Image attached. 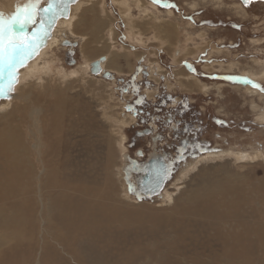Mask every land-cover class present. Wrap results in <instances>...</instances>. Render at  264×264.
I'll use <instances>...</instances> for the list:
<instances>
[{
	"label": "rangeland",
	"instance_id": "rangeland-1",
	"mask_svg": "<svg viewBox=\"0 0 264 264\" xmlns=\"http://www.w3.org/2000/svg\"><path fill=\"white\" fill-rule=\"evenodd\" d=\"M105 2L107 27L100 26V30L91 31L88 36L84 33L89 28L77 18L73 19L72 28L59 25V18L54 25L49 24L52 17L44 9L50 0L37 4L36 23L22 30L25 35L33 32L43 35L58 29L62 36L55 48L57 55L52 57L57 60L53 68L63 70V76L71 75L51 83L41 92L30 82L34 86L31 97L20 101L19 89L25 85L19 77L20 70L35 61L31 55L23 66L16 68L18 83L10 93L11 99L0 97V124L4 125L2 121L12 113V123L21 126L17 128L21 136L16 148H27L28 156L21 155L18 159L25 169L20 185L26 192L29 180L34 177L32 190L36 200L34 214L22 221V232H0V239L9 242L0 247V264H264V119L259 118L264 112V91L261 90L264 88V0H251L247 4L245 0H144L157 14L151 18L153 22L156 19L155 24L140 20L137 24L142 32L135 28L146 42L129 36L130 22H126L115 0ZM66 3L68 13L64 14L69 17L76 9L71 8L73 0ZM140 9L143 8H134L131 15L139 14ZM157 16L163 22L157 23ZM170 19L177 24L171 29ZM83 36L89 41L97 37L99 40L85 46L88 43ZM109 38L115 45H108ZM122 49L119 59L111 61L112 77L106 74L109 71L104 77L90 70V76L82 80L87 68L90 69L88 63L105 54L112 60L114 52ZM195 49V54L190 55L188 51ZM145 71L149 73L147 76ZM76 73L79 78L75 77ZM133 77L137 81L142 78L143 83L136 84L137 90L140 94L144 92L147 99L153 100L151 97L156 91L186 98L191 104L190 116L206 123V126L201 124L200 133L207 139L204 143L207 147H201L197 155L176 164L171 181L163 191L149 197L131 191L126 180V155L147 146L146 137L129 128L135 123L134 116L126 112L123 98L129 92L121 94L119 89L120 78L124 82L122 87H126L134 81ZM5 83L0 79V84ZM58 101L63 103L56 109L54 105ZM58 117L61 126L55 131L56 126L52 124ZM132 140L137 142L133 148L130 147ZM52 147L63 149L60 158L65 159L66 154L74 158L72 166L65 165V172H70L74 179V187L108 190L106 198H88L93 207L83 210L86 216L96 215L99 211L96 205L100 203L118 223L113 222L102 230L94 225L88 232L84 231L88 240L79 242L78 257L71 249H64L62 239L69 248L72 244L65 238L72 226L68 216L64 214L66 221L58 222L61 224L54 220L58 226L48 221L55 208L48 189L43 186L49 172L45 168L47 161L55 162V157L50 156ZM212 192L220 198L227 196L241 201L235 205L236 209L230 206L234 217L218 208L220 202L212 205L214 209L211 207L209 212L218 208L221 218L206 216L207 211L191 215L180 211L188 204L190 208L204 204L203 199ZM25 194L27 199L30 192ZM74 200L71 206L82 208V199ZM61 205L55 207L61 208ZM238 209L242 210L241 215ZM94 229L101 232L93 233Z\"/></svg>",
	"mask_w": 264,
	"mask_h": 264
},
{
	"label": "bare ground",
	"instance_id": "bare-ground-1",
	"mask_svg": "<svg viewBox=\"0 0 264 264\" xmlns=\"http://www.w3.org/2000/svg\"><path fill=\"white\" fill-rule=\"evenodd\" d=\"M18 1L19 0H0V13H2L4 15V17H10V16L15 15V13L18 11V9L22 8L26 3L28 4L29 2H36L38 4L41 0H24L25 3L22 5H20V3ZM115 1H116L115 3L118 4L117 8L119 9V11H121V14L126 19V22H130L129 27L131 26V30H130L129 36L131 35L133 38H135L139 42H146V40L142 39L143 34L141 33L142 32L141 26H139V24H137V23H140L141 22L140 20H144L142 22L148 21V22L152 23L153 21H151V18L153 16L157 15L156 13H154V9L151 11V9H150L151 6L149 7V5L144 2V0H115ZM73 3H74V5H72V7L71 6L70 7L73 9H76V11L74 13H72L69 17H67V15H66L68 12L66 14L59 15L58 16L59 25L72 28V26L73 27L75 26L73 23V19L76 20V18H77L80 20L81 23H83L84 25H86L87 28H89L88 33H84L85 36H88V34H91V31H93V32H94V30L97 31L100 28V26L102 28V26L104 24L107 25L106 23H107L108 13L106 12L107 7L105 5V3H106L105 0H83V1L82 0H78V1L76 0ZM137 7L143 8V9H140L139 14H137L135 16L131 15V10H134V8H137ZM159 12H161V11H159ZM237 12L239 13V11H237ZM170 13H172V12L170 11ZM88 14L90 15V17H88ZM65 15H66V17H65ZM110 17H111V15H110ZM157 17L159 18V20H157V23L163 22L162 18H160L161 16H157ZM152 20H153V18H152ZM155 20H154V22H155ZM170 21H171V19L169 20V22ZM76 24H79V21ZM105 25H104V29L107 27V26L105 27ZM176 25H177L176 23L170 22V29L172 27H175ZM135 28H136V30L138 29L141 32L140 31L136 32ZM62 31H64V30H62ZM101 32H104V30ZM52 33H54V34H52ZM58 33H59L58 29L57 30L55 29V31L48 33L47 36H43V40L40 41V43H39V44H41V47L37 48L36 51L33 52V54H32L33 57H35L34 58L35 61L32 64L31 63L27 64L23 69L20 70L21 75L19 77H21V81L23 83L25 82L24 87L19 89V96L18 97H19L20 101L24 102L29 97H31L32 88L34 87L33 85H37V87H38L37 91L41 92L46 87H48V85H50L51 83H56L58 80L62 79L63 77H65L68 74L66 72L67 74L63 76V74L61 75L63 70H58V69L54 70V68H53V65L56 63L57 60L55 58L53 59L52 57H55V55H57V49H55V48L59 44L58 42L62 36ZM203 36L200 35V38H203ZM191 38L192 37L189 36L187 39L190 40ZM82 39L85 40V43H88V44L84 43L85 46H88L90 43H94V41L99 40V38L97 37V38H92L93 40L89 41L86 38H84V36L82 37ZM106 41H107L109 46L110 45L112 46L115 43L114 41H112L111 38L107 39ZM70 44L72 45V44H74V42L72 41V43L70 42ZM105 45L106 44L104 42L103 48H105ZM161 45H165V44H161ZM113 47H115V49H116L117 46H113ZM94 49H97V48H94ZM53 50H54V52H52ZM196 51L197 50L195 49L194 51L189 50L188 52L190 53V55H192V53H194ZM122 52H124V49L118 50L117 52H114L115 58H112V60H110V58H109L110 55L106 56V54H105V56H101V57L106 58L105 61L100 63V70L101 71L99 73L102 74V76L105 77L106 71L111 72L109 69L114 67L111 64V61L118 60L120 55L122 54ZM181 52H183V51H181ZM101 57L97 58L96 60L92 61L91 63H88V67L90 66L89 67L90 69H88L86 66L87 71L83 74L84 77L82 80H85L86 77L90 76V75H88V72L93 69L92 64L94 62L100 60ZM85 58H87V57H85ZM87 59H89V58H87ZM41 62L43 65L41 64ZM83 67H84V65H83ZM75 70H77V69H75ZM69 75H71V74H69ZM69 75H67V76H69ZM75 75H77L75 77L79 78L77 73ZM189 77L195 84L197 83L193 77H191V76H189ZM46 79H48V80H46ZM180 80H181V78H180ZM30 82H34L35 84H33V85L29 84ZM27 84H28V86H26ZM22 89L24 91H22ZM254 92H255V90H254ZM154 95H155V93L153 94V96ZM6 103L8 104L9 101ZM12 103H13V101H12ZM62 103H63L62 101H58V103L54 105L55 108L58 109V107H60V105ZM23 108H25V106ZM11 112H13V110ZM23 116H25V115H23ZM10 118H12V113L9 114V117L6 119V121H2V122H4V125L0 124V153H1L0 154V232L1 233L5 232L6 234H9L12 232H14V233L22 232V230H23L22 221L24 219L28 218V216L34 214L35 210H34L33 202H36L35 196H34L33 190H32L33 187L35 188L34 177H32L29 180L31 183L29 184V187L26 190V192L27 191L30 192V194L28 195L29 197L27 199H24L26 192H24L21 188L22 186L20 185V183H21L20 178H21V175L24 173L25 169L23 168L24 169L23 170L21 168V165H19L18 159L21 155L27 154V156H28V149L23 147L22 145L19 147H23V148H20V149L16 148V144L19 143L18 142L19 135L21 134V133L19 134V132H17V130H19L17 128H20L21 126L13 124L12 123L13 121H11ZM259 118L264 119V112L260 115ZM58 123H59V117L52 124V125L56 126L54 129H56L57 127L60 128L61 125H58ZM34 126H35V124H34ZM57 130L58 129H56L55 131H57ZM59 139L61 140V138H59ZM123 139H126V137L125 138L123 137ZM56 140H58V138ZM56 144H58V142H56ZM57 151H59V152H57ZM61 151H63L62 148L60 150H57L56 147L50 148V152H51L50 156L55 157V162H52V160L47 161V164L45 166L46 170L49 172H48V176L46 178L47 181L45 180L46 182H44L43 188L45 187L46 190L48 189L49 196L52 197V200H51L52 205H54V208H55V211H54L52 217L50 219H48V221L50 222V224H54V225L58 226V224L62 223L61 221H63V220L66 221L64 214H66L68 216V219L70 220V223L72 226H71L70 231L69 232L67 231V236H65V238L69 241L71 240L72 244H71V248H69L67 241L62 239L64 242V246H65L64 249L66 251H69V249H71L74 252L75 256L78 257L77 246H78L79 242L82 243V242H85L86 239L88 240L85 232L89 231L87 229H89L90 226L96 225L98 229L102 230V229H105V228H108L109 226H111V224L113 222L116 225L118 223L115 222V220H117V219H115L113 216H110V217L108 216L109 211L105 210L103 208V206H101L100 203H97V205H96V206H98V209H99V211L96 213V215L86 216L85 211H83V210H85L86 208L90 209L93 207V206H90V204H92V202L88 198L90 196H93V198H95V199L96 198H102L103 196L106 198L108 190L106 189L105 191H103L101 189H94V188L91 190H86L84 187H82L80 185H77V187L76 186L74 187V184H73L74 179L72 178L70 172H68V173L65 172V170H66L65 165L66 166H72L74 164V158L73 157H71V158L67 157V154L65 155L67 157V159H66V157H65V159L60 158V156H62ZM11 153L13 154L14 157H16V159L13 158ZM47 153H48V151L46 152V154ZM10 155L12 156V159H14L15 161H13L12 159H9ZM233 155H235V152L233 153ZM251 155H252V153H251ZM76 157H77V155H76ZM212 157H214V156H212ZM48 158H50V157L48 156ZM245 158H248V157H245ZM52 159L54 160V158H52ZM254 160H255V158H254ZM42 167H44V165ZM59 167H62L63 170L59 169ZM77 168H79V167H77ZM150 169H152V168H150ZM78 170L80 171V169H78ZM79 176H80V174H79ZM222 178H224V177H222ZM217 179H218V176H217ZM213 188H216V187H213ZM70 193H72L73 195H71ZM77 198L82 199V202H81L82 208H80V209H78L79 206H76L75 208L71 206L73 201H75L74 199H77ZM28 199H32L33 201L32 200L27 201ZM233 199L234 198L228 199L227 196H225V197L222 196L220 198L214 192H212V194L208 195L206 200L203 199L204 204L201 203L194 208L193 207L190 208L189 205H191V204H188V206L186 205V207H183L184 209L182 208V210L180 209V211H182L183 213H186L185 215H187V214L191 215L193 213H204L205 214L206 213L205 211H207L208 214L206 216H209V214H211L212 217L221 218L220 211H218V208H221L223 210H226L227 214L230 217H234L235 212H232V210H230L231 209L230 206L235 208V205H239L241 203V201L237 200V199L236 200H233ZM197 200H199V199H197ZM217 202H220L221 205L216 209V211L214 210L215 212L210 213L209 212L210 208L212 207V211H213L214 207L212 205H215ZM60 203H62L61 208L55 207L57 204H60ZM65 205H66V209L68 210V212L66 209H64ZM179 205H181V204H179ZM237 211L241 215L242 210L238 209ZM177 214H178V212H177ZM169 216H171V215H169ZM170 218L172 219V217H170ZM189 218H190V216H189ZM78 219H79V222L80 221L81 222L77 224L76 221H78ZM124 219H125V217H124ZM54 220L57 223L58 222H61V223L55 224ZM212 222H214V221H212ZM181 224H183V223H181ZM212 224H214V223H212ZM91 231L93 233L101 232V231L96 230V229L91 230ZM5 233H3V234H5ZM207 233H208V229H207ZM94 242H97V239H95ZM8 243L9 242L7 240H5V239L1 240L0 239V247L8 245ZM3 251H5V250L3 249ZM78 261L81 262V259H79Z\"/></svg>",
	"mask_w": 264,
	"mask_h": 264
},
{
	"label": "flooded vegetation",
	"instance_id": "flooded-vegetation-1",
	"mask_svg": "<svg viewBox=\"0 0 264 264\" xmlns=\"http://www.w3.org/2000/svg\"><path fill=\"white\" fill-rule=\"evenodd\" d=\"M145 73L146 76L149 74L147 71ZM133 79L128 86L122 87L124 82L120 78L118 88L121 89V94L129 92V96L126 94V97L123 96L126 112L135 118V123L129 128L146 137L147 146L136 148L133 155H126L128 159L125 167L126 180L128 188L131 186L129 188L131 191L149 197L150 189L144 186L149 169L163 171L161 178L156 182V186L163 190L171 181L175 165L191 159L197 155L196 152H199L201 147L206 146L204 143L207 139L202 137V132L200 133L203 130L201 124L206 126V123L195 121L190 116L191 104L186 98L154 91L155 95L151 97L153 100H149L144 96V92L138 93L136 84L143 83L142 78L138 79L139 81L135 77ZM151 82L155 86L154 80ZM130 96L132 97L128 99ZM136 144L135 140L130 141L131 148Z\"/></svg>",
	"mask_w": 264,
	"mask_h": 264
},
{
	"label": "snow or ice",
	"instance_id": "snow-or-ice-1",
	"mask_svg": "<svg viewBox=\"0 0 264 264\" xmlns=\"http://www.w3.org/2000/svg\"><path fill=\"white\" fill-rule=\"evenodd\" d=\"M74 2V0H73ZM251 0H245V3H250ZM172 6V5H168ZM66 0H50V3L44 11L51 15L52 19L49 24L54 25L56 18L67 12ZM38 5L36 2H29L22 8L18 9L17 13L10 17H4L0 13V79L6 81L5 84H0V97L6 96L11 98L10 93L14 91V85L18 83L16 73L17 66H23L27 58L39 47L43 36H47V32L40 35L38 32H33L31 35L22 33L23 28L28 24L36 23V13ZM43 24V22H41ZM227 79H238L227 77ZM253 83L255 87L260 85ZM6 89V90H5ZM264 91V88H261Z\"/></svg>",
	"mask_w": 264,
	"mask_h": 264
},
{
	"label": "water",
	"instance_id": "water-1",
	"mask_svg": "<svg viewBox=\"0 0 264 264\" xmlns=\"http://www.w3.org/2000/svg\"><path fill=\"white\" fill-rule=\"evenodd\" d=\"M105 57H101L100 60L94 62L92 64V71L93 73H99L100 70V63L105 61ZM108 75H111V77L113 76L111 72L106 73ZM165 167V165H163ZM164 169V168H163ZM149 173L147 174V180L144 181V186L148 189H150V194H156L161 190V187H157L156 186V182L159 180V178H161V173H163V171H157L156 168H152L149 169Z\"/></svg>",
	"mask_w": 264,
	"mask_h": 264
}]
</instances>
